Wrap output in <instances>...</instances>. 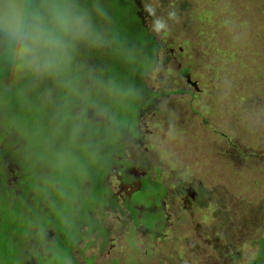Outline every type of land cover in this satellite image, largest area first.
Segmentation results:
<instances>
[{"label":"rangeland","instance_id":"rangeland-1","mask_svg":"<svg viewBox=\"0 0 264 264\" xmlns=\"http://www.w3.org/2000/svg\"><path fill=\"white\" fill-rule=\"evenodd\" d=\"M166 1L142 0L140 6L145 25L161 45L158 66L148 75L146 81L148 86L155 90L164 85L169 91L176 92L164 98L160 107L157 106L163 107L162 112L168 120H173L160 124L157 123L161 121L157 117L163 116L158 114L160 112L156 109L151 113L145 112L139 121L140 132L134 129L133 138H119L118 143L116 142V152L113 153L118 166L123 160L134 162L130 173L135 176H139L140 172H149L147 165L152 170L150 176L158 181V175L160 183L167 184L173 176L178 177V180L175 178L171 182L174 184H171L174 191L162 201V207H165L164 222L158 229H163L156 239V234H152L154 242H148L145 226L151 224L153 215L157 212L146 213L142 222L145 226L138 227L133 223L122 204L123 192L131 191L132 185L122 184L118 176V166L117 172L112 169L106 180L105 177L100 181L96 180L97 184L105 180L104 184L109 189L92 182L87 191L93 189L90 193L94 198L83 190L85 182L80 181L86 176L87 170L92 172L95 169L94 161L101 160L106 163L103 166L106 174L113 161L101 153L89 155L88 148L81 143L84 133L79 129L64 132L61 128L58 134L60 131L62 134L59 138L55 136L58 134H53V121L26 118L25 122L29 124L27 133L17 131L14 137H6L7 142H11L10 147L15 159L7 150L0 153L9 189H17L19 180L28 188L32 187L29 180L26 183V179L29 171H39L38 165L34 163V158H37L39 162L43 161V165H49V171L57 174L61 188H66L67 193L73 192L65 200V205L68 206L65 210L69 217L74 213L80 216L82 212L87 211L90 212L94 223V208L97 205H109V202L113 201L111 195L117 196L124 210L108 207L104 210L108 212V217L104 218L98 214L100 223L105 219L106 223L103 226L101 224L100 230L95 234L86 229H83L84 232L80 231L84 241L78 242L75 247L71 243L65 246L61 241V247L66 248L65 254L53 244L49 251L51 254L47 258L43 252L45 246H42L39 256L43 262L39 263V258L30 253L24 264H64V261H67L66 264H239L240 262L226 255V250L224 253L218 252L224 254L223 257H218L216 246L227 248L233 245L236 250L235 246L241 238L230 236L244 220L246 213L257 211V217L264 222V179L260 188L253 187L255 172L246 169L249 165L253 166V163H244L243 168L238 158L231 160L229 157V154H237V149H240L242 154L264 153V0H185L189 4L187 10L181 7L184 0H169L167 5ZM170 10L177 12L178 22L168 19L167 13ZM157 21L169 28L166 34H163V29L160 34L154 32ZM188 22L194 27L190 33L186 28ZM75 61L84 63L78 58ZM69 68L70 72L65 73L67 78L79 75L82 84L85 83V70L88 66L78 64ZM55 75L62 73L59 71ZM35 79L43 81L40 78ZM89 79L93 80L90 88L80 84L79 88L60 91L66 103L69 99L68 104L72 107L73 115L83 123L84 119L75 115L73 108L82 106L86 110L93 107L94 103L105 101L99 86L95 84L96 74L93 73ZM188 80L197 85L190 84ZM56 81L66 82L61 79H55ZM15 88L24 90L20 82H17ZM40 91L41 88L36 84L29 89V93L33 95ZM18 97L31 100L22 93H19ZM122 100L118 99L115 105L109 104V114L113 115L114 111L119 109ZM21 102V99H10L7 104L15 106ZM126 110L127 106L123 107L120 115L127 117ZM77 111L81 112L82 109L78 107ZM107 116L99 114L96 121H104ZM115 118L112 117V123ZM1 119L3 129L9 127L10 124L3 119V115ZM179 124H183V127H176ZM121 125L125 126V122ZM144 125L149 126L147 131ZM106 129L114 131L112 128ZM140 134L145 135L142 137L145 142L136 144L134 140L140 139ZM4 139L2 135L1 140ZM7 142L5 140L2 145ZM17 151L19 156H16ZM139 156H142L141 162L136 161ZM158 162L164 164L167 170L160 167ZM229 163L235 165L238 173L231 166L225 169V165ZM83 171L85 173H82ZM2 172L4 173V170H0V175ZM17 174H20L21 179ZM76 175L83 177L78 180ZM177 181L189 186H183ZM13 182L16 184H12ZM127 182L133 181L128 179ZM150 183L153 184L151 181ZM190 186L191 191L212 192L213 197L208 201L207 193L202 191L198 199L196 195L195 203L190 200L186 202L188 198L185 188ZM237 188L240 191L238 193ZM19 190L21 191V188ZM52 195L56 197V194ZM134 198L138 202L142 201L139 194H135ZM187 203L189 206H186ZM57 204L58 208L62 206L61 202ZM54 211L55 207L52 212ZM30 222H33L32 218L26 225ZM157 224L158 218L149 229L153 231ZM104 228L108 231L109 238L101 252L100 244L103 243L104 237L98 235L108 236ZM62 229L65 230L64 227ZM90 229H93V224ZM259 231L254 235L255 241L260 235H264L263 230ZM76 233L77 229H68L69 238ZM1 235L2 224L0 239ZM50 239L53 241L55 236ZM255 248L245 246V252L241 255L245 260L252 262L257 253ZM77 259L79 263H76ZM85 260L86 263L83 262Z\"/></svg>","mask_w":264,"mask_h":264},{"label":"trees","instance_id":"trees-1","mask_svg":"<svg viewBox=\"0 0 264 264\" xmlns=\"http://www.w3.org/2000/svg\"><path fill=\"white\" fill-rule=\"evenodd\" d=\"M141 1L142 0H75L79 7L87 11L91 16L93 33L88 39H84L76 44L72 53L74 60H71L67 66L61 68L60 72L62 75L54 74L44 77L32 72L17 71L3 54V50L0 49V68L2 69V71H0L1 136L3 135L9 139L10 136L14 137L17 131L27 133L29 124L25 122L27 121L25 120L26 118L53 121L54 135L58 134L61 128L64 129V132H71L73 129H79L80 132L85 134L82 137L81 143H83L84 147L88 148L89 155L95 156L96 153H101L103 156L109 157L116 152V144L119 138L125 139L132 136L134 129L140 132L141 125L139 121L145 112L151 113L152 110L156 109V111L160 112L158 114L163 115L162 117H157L161 119V121L157 123H167L168 118L164 112H162L163 107H158L163 103L164 98L170 97L176 94V92L169 91L168 87L164 85L161 89L155 90L150 88L147 84L146 78L158 66L161 45L142 19ZM35 2L38 4L40 0H35ZM168 3H170L169 0L166 1V5ZM181 7L184 10L189 9L188 2L185 0L181 2ZM186 28H188L190 33L191 29L194 27L188 22ZM97 38L99 42H97ZM76 58L82 62L84 61V63L75 61ZM78 64H85L89 67L85 70V83L83 84L79 75H72L68 78L65 75L67 71L70 72V66H77ZM185 72L186 70H184V73ZM93 73L96 74L95 84L99 86L101 95L105 101L99 104L94 103L92 104L93 107L87 108L86 110H84L82 106L74 107L73 111L75 115L84 119L85 123H83L73 115L72 107L68 104L69 99L68 103H66L60 91L61 89L79 88L81 85L90 88L93 80L89 78L92 77ZM35 78H40L43 81L39 82ZM14 79H16V81H14ZM55 79H61L66 82L58 83L57 81L55 82ZM17 82L21 83L24 90L15 88ZM33 84L41 88V91L37 93V95L29 93V89L33 87ZM68 84L72 85L67 86ZM19 93L25 94L31 100L18 97ZM10 99H21L22 102L15 106H10L7 104ZM118 99H123L119 104V109L114 111L113 115L109 114V104H117ZM166 105H168L169 108V102H167ZM125 106H127V117L120 115L122 108ZM78 107L82 109L81 112L77 111ZM99 114L108 116L104 121H96ZM2 115L3 119L10 124L9 127H5L4 129L2 126ZM112 117H116L113 123ZM72 120H74V122H71ZM171 120L173 119L168 120V123ZM123 122H125V126L121 125ZM115 125L116 127H114ZM144 127L147 131L149 126L144 125ZM176 127H183V124H179V126L176 125ZM106 128H112L114 131L110 129L107 130ZM186 132H189V130H186ZM61 134L62 132L60 131V134L55 136L61 138ZM177 134L178 132L176 130L175 135ZM10 144V141L6 143L5 150L11 153L13 157V149L10 147ZM0 161H2L1 157ZM42 162L34 158V163L38 165L39 171L35 173L29 171L26 181L29 180L32 187L23 188L21 191L19 187H17V190L20 191V195L15 194V189H9L7 187L8 182L7 177H5L6 174L3 172L1 173L3 176L1 177L2 180H0V224H2L0 264H23L17 242H23L27 238V243L29 242L28 238L30 239L32 235L29 234L26 226L17 228L14 217L22 214V216L30 219L31 208L24 206L30 193L34 191V188L37 190H48L46 188L47 185L58 184L60 181L55 172L53 176H48V178H46V173L49 171L50 167L47 164L43 165ZM93 164L96 169L92 170V172H87L89 171L87 170L86 176L76 175L78 180L83 177L80 182L83 181L84 183L85 180V186H88V184L91 185L93 180H102L100 177H96V170H99L101 175L106 174L103 170V166H105L106 163L101 160H96ZM158 164L160 167H163L165 171L167 170L164 164L159 162ZM0 170H3L1 165ZM42 171L44 173H41ZM150 171H152L151 167ZM82 173H85V171ZM39 176H42L41 180H38ZM175 178L178 180L177 176H173V179L168 182H173ZM157 179L158 181H155L153 184L150 183V180L149 182H145L144 189L147 193L155 195L156 199L158 196L162 195L167 198L173 191L170 190L168 184L165 185L164 182H159L160 179L158 175ZM44 180L47 182L41 186L40 184ZM177 183L187 186L182 181H177ZM95 184L100 185V182L97 184L96 181ZM62 188L64 190L62 194H64L67 189L64 187ZM202 191L207 193L208 201L213 197L212 192ZM82 193L84 194V191ZM89 196L94 198L92 194H89ZM143 198L148 199V196L142 194L141 199ZM81 216L84 217L83 220L85 221V219H88L89 212L84 211L79 217ZM87 222L91 223L90 221ZM49 224L50 222L48 225ZM32 225L35 229L44 227V224L38 221L36 215L33 217ZM64 262V264H66L67 261Z\"/></svg>","mask_w":264,"mask_h":264},{"label":"flooded vegetation","instance_id":"flooded-vegetation-1","mask_svg":"<svg viewBox=\"0 0 264 264\" xmlns=\"http://www.w3.org/2000/svg\"><path fill=\"white\" fill-rule=\"evenodd\" d=\"M144 136H145L144 134H140V136H139L140 139H136V140H134V142L136 144H141L142 141L145 142L144 138H142ZM4 138L5 139L3 141L1 140L0 153H3L5 151L6 143L4 145H2V143L5 140L7 142V139L5 136H4ZM0 139H1V137H0ZM24 145H25V143L23 142V146ZM235 152L237 154H229V157L231 160L234 158H238L239 164L242 163L241 166L243 168L245 167L244 163L245 164L247 162L253 163V166L249 165L246 169H249L252 172H255L253 187H259L260 188L261 187V181L264 179V153L260 152V153H253V154H242L240 149H237ZM257 154H260V155L258 156ZM16 156H19L18 151L16 152ZM0 157L2 158V156H0ZM13 157H14V153H13ZM106 157L108 158V156H106ZM109 158H112L113 161L111 162L112 164L108 169V173L105 174V176H103V174L102 175L100 174L99 170H96L95 174H96L97 178L105 177V180H106L112 169L117 172L118 164L115 161L114 154L109 156ZM14 159H15V157H14ZM136 161L141 162L142 156H139V158L137 157ZM120 162H121V160H120ZM122 162H124V163H122ZM122 162L120 164L121 166L120 165L118 166V176H119L123 185H125V184H131L132 185V189H130L131 191H127V192L124 191L123 192L122 204H123L124 208L126 209V211L129 213L130 218L133 220V223L135 222L138 227L140 225H144L142 222H143V220H144L143 218L146 216L147 212H149V211L157 212L153 215L152 222H150L151 224H147V226L144 225L145 229H146L147 238L149 239L148 242H152V241L154 242V240L157 238V234L160 233V231L163 229V228L158 229V226L163 225V222H164L163 214H164L165 207H162L163 206L162 201L165 200L166 198L162 195V196H158L156 199L155 195H153L151 193H147V191L144 189V183L145 182H149V180L152 183L155 182L153 177L150 176L151 171L146 164H145L146 169H148L149 172H140V174L138 172L139 176H135L134 173H132V174L130 173V170H132V168L134 166V162H131V160H123ZM0 165H2L4 173L6 174V169L3 166L2 161H0ZM228 166H231L238 173V170L236 169L235 165H233L232 163L226 164L225 169H227ZM87 172H91V171H87ZM46 174H47L46 178H48V176L54 175L52 170L48 171ZM17 175H18L17 177L21 179L20 174H17ZM241 175L243 176L242 172H241ZM2 176L3 175L1 174L0 177H2ZM15 177H16V175H15ZM41 179H42V176L41 177L39 176L38 180H41ZM44 179H45V176H44ZM128 179L132 180L133 182L128 183L127 182ZM105 180L102 181V183L100 182V185L107 187L104 184ZM46 182L47 181L44 180L40 185L42 186V184H44ZM92 182L95 183L96 180H93ZM26 183H27V181H26ZM166 183L169 185L168 187H170V190L174 191V188L171 185L172 183L168 182V181ZM12 184H16V183L13 182ZM18 184H19V188H21V189L27 187L24 182H22V184H21L20 180H19ZM187 186H189V185H187ZM133 187H135V188H133ZM46 188L48 190H41V189L37 190L34 188V191L32 193H30V195L27 197L26 203L24 204L25 207L31 208V211H30L31 217L30 218L33 219V217H35V215H36L38 218V221H40L41 223L44 224L43 228H40V229L33 228L34 227L32 225L33 222L32 223L30 222L29 224L26 225V222L30 219L22 216V214L14 217V221H15L17 228H20L22 226H26V228L29 231V234L32 235V236H30V239L28 238L29 242H27V243H26L27 238L23 242H20V243L17 242V247L19 250L21 260L23 261V264L29 258L30 253H32L33 256L35 255L37 258H39V261H40L41 258L39 256V253L42 252L41 251L42 246H45L43 252L46 253L47 258L51 254L49 251H50L53 244H55L56 247H58V249L62 248L61 251L65 254L66 248L64 247V249H63V247H61V244H60L61 241L65 244V246L67 244L71 243V245L73 244L75 247V245L78 242L84 241V239L81 237L83 234L80 235V231H82L83 229L84 230L86 229L89 231H93L92 234H95V232H98L100 230L101 224L103 226L104 223H106V219L103 222L101 220V223H100L98 214L100 216L103 215L104 218L108 217V212L104 211V210H107L108 207H110L111 209L120 208L121 210H124L123 206L121 204H119L117 196L111 195L110 198L113 201H110L109 205H107L105 207H101L100 205H97L94 208L95 213H96V218L93 219L94 223L92 222V220L90 218V212H89L88 219H85V221L80 220V219H84V217H82V216L79 217L77 213H74L72 216L69 217V213L65 210V208L68 209V206L65 205V200H67L68 195L73 193V192H69V193L65 192L64 194H62L64 192V190H63V188L60 187L59 182H58V184L56 183L54 185L49 184L46 186ZM190 189H191V186L185 188V190H186L185 195L187 196L186 198H188V199H186V202H188L190 200V201L195 203L196 197L198 196L197 197V199H198L199 193L202 191L196 192L194 190L191 191ZM83 190L85 192H87L88 194H91L90 191H92L93 189H91L90 191H87L88 186L83 185ZM238 192H240V191L237 188L236 193H238ZM191 193L195 194L194 198L191 197V195H190ZM15 194L20 195V191L17 190L16 188H15ZM52 194H56V197H53ZM135 194H139L140 196H142V194H145L148 196V199L143 198L142 201L138 202L134 198ZM120 195H122V192ZM169 196L170 195H168L167 197H169ZM59 202L62 203V206L60 208H58L59 205L57 204ZM80 203L81 202L79 201L78 204H80ZM186 206H189V204L187 203ZM53 207H55L54 212H52ZM225 209H227V207H225ZM76 211H80V210H76ZM100 211H102V212H100ZM256 212L257 211H250V213H246L244 220L240 223V225L235 229L234 233H232V235L230 236V238H238V237L241 238V241H238L237 246H235L236 250H234V248L232 247L233 245L227 246V248H223L221 245H217L216 246V252H217L218 257L224 256V254H219L218 252L224 253L226 250V255L231 257L232 260H236V261L240 262L239 264H264V235H260L261 237H259L256 241H255V237H254V235L256 236L257 233L260 232L259 230L264 231V222L260 221V217H257ZM32 215H33V217H32ZM43 218H45V219H43ZM157 218H158V224L156 225L154 230L151 231L149 229V227H151V225L155 221L157 222ZM22 220H24V221H22ZM52 221H55V223H53ZM87 221H90L91 223H89ZM49 222H50V224L48 225ZM92 224H93V229L91 230L90 225H92ZM125 224H127V222H125ZM62 227H64L65 230H63V229L61 230ZM69 228L72 231H73V229H75V230L77 229L76 235L72 236L71 238H69L70 235L68 234ZM104 229L106 230V228H104ZM84 230L82 232H84ZM107 233H108V231H107ZM152 234H156L155 239H153ZM51 236H55V239L53 241L50 239ZM98 236L104 237L102 240L103 243L100 244V250H101L103 247H105L107 245L109 233H108L107 237L101 236V235H98ZM230 238H228V239H230ZM233 241L234 240H232V242ZM245 246H251L252 248H253V246L256 247L255 253L256 252L257 253L255 254V258L252 262L245 260L244 256L241 255V253L245 252V250H244ZM231 249H232V251H231ZM101 252H103V251L101 250ZM260 254L263 257V259H261ZM47 258H45V259H47ZM91 259L95 260L94 257H91ZM259 259H261V260H259ZM41 262H43V261H40L39 263H41ZM83 262L86 263L87 260H85ZM76 263H79L78 259L76 260Z\"/></svg>","mask_w":264,"mask_h":264},{"label":"clouds","instance_id":"clouds-1","mask_svg":"<svg viewBox=\"0 0 264 264\" xmlns=\"http://www.w3.org/2000/svg\"><path fill=\"white\" fill-rule=\"evenodd\" d=\"M167 16L179 21L175 10ZM161 29L169 31L157 21L154 32ZM92 33L91 16L75 0H0V49L17 71L56 74L71 62L76 44Z\"/></svg>","mask_w":264,"mask_h":264},{"label":"water","instance_id":"water-1","mask_svg":"<svg viewBox=\"0 0 264 264\" xmlns=\"http://www.w3.org/2000/svg\"><path fill=\"white\" fill-rule=\"evenodd\" d=\"M188 82H189L190 84L194 85V86H196V85H197V83H195V82H192L191 80H188ZM190 195H191V197H192V198H194V196H195V194H194V193H191Z\"/></svg>","mask_w":264,"mask_h":264}]
</instances>
